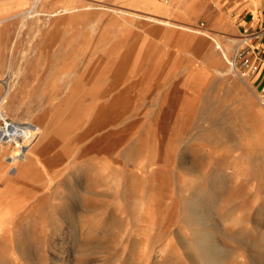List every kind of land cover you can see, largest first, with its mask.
Listing matches in <instances>:
<instances>
[{
	"label": "rangeland",
	"instance_id": "rangeland-1",
	"mask_svg": "<svg viewBox=\"0 0 264 264\" xmlns=\"http://www.w3.org/2000/svg\"><path fill=\"white\" fill-rule=\"evenodd\" d=\"M226 3L0 0V117L37 133L0 140V264H264V88L249 36L207 29Z\"/></svg>",
	"mask_w": 264,
	"mask_h": 264
},
{
	"label": "crops",
	"instance_id": "crops-1",
	"mask_svg": "<svg viewBox=\"0 0 264 264\" xmlns=\"http://www.w3.org/2000/svg\"><path fill=\"white\" fill-rule=\"evenodd\" d=\"M224 6L227 12L209 22L207 29L232 37L242 32L246 37L249 36L247 39L249 45L244 57L256 68L250 72L249 81L255 89L264 88V0H227ZM227 51V48L223 50V55ZM224 57L226 58L225 55ZM230 64L231 69L235 71L234 62Z\"/></svg>",
	"mask_w": 264,
	"mask_h": 264
},
{
	"label": "bare ground",
	"instance_id": "bare-ground-1",
	"mask_svg": "<svg viewBox=\"0 0 264 264\" xmlns=\"http://www.w3.org/2000/svg\"><path fill=\"white\" fill-rule=\"evenodd\" d=\"M1 118H6V117H0V119ZM3 133H7V130ZM9 133L14 134V135L12 137H10ZM7 134H8V136L3 139L5 141H8L7 144H13V145L17 146L18 148H24V149L29 146V144L34 140V138L37 135L35 130L32 129L30 126H28V127L26 126V127H22V128H17L15 126H13V128L10 127V129H8Z\"/></svg>",
	"mask_w": 264,
	"mask_h": 264
},
{
	"label": "built area",
	"instance_id": "built-area-1",
	"mask_svg": "<svg viewBox=\"0 0 264 264\" xmlns=\"http://www.w3.org/2000/svg\"><path fill=\"white\" fill-rule=\"evenodd\" d=\"M244 55V53H241L240 54V56H243ZM243 66L246 68V69H248V70H250V71H255V69L256 68H254V67H252L251 65H250V62H249V59L248 58H246V57H244L243 58ZM1 84H5V83H3V81H0V85ZM0 121H1V123H3V125L0 127V140L1 141H5V140H3L4 138H6L7 136H8V129H10V127H12L13 128V123H11V122H9L8 120H7V118H1L0 119ZM7 130V133H3V132H5ZM12 130V129H11ZM10 134V137H12L14 134H11V133H9ZM9 137V138H10Z\"/></svg>",
	"mask_w": 264,
	"mask_h": 264
}]
</instances>
